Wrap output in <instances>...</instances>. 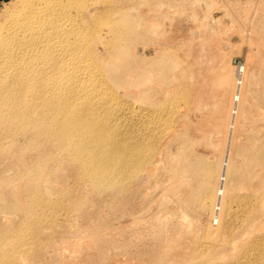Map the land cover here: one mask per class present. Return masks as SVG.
Returning <instances> with one entry per match:
<instances>
[{"label": "rangeland", "instance_id": "obj_1", "mask_svg": "<svg viewBox=\"0 0 264 264\" xmlns=\"http://www.w3.org/2000/svg\"><path fill=\"white\" fill-rule=\"evenodd\" d=\"M29 1L0 0V32ZM58 1L66 52L0 47V264H264V0ZM53 92L149 164L100 195L9 116Z\"/></svg>", "mask_w": 264, "mask_h": 264}, {"label": "bare ground", "instance_id": "obj_2", "mask_svg": "<svg viewBox=\"0 0 264 264\" xmlns=\"http://www.w3.org/2000/svg\"><path fill=\"white\" fill-rule=\"evenodd\" d=\"M58 4V0H30L9 20L0 32V47L5 58L17 56L18 61L36 64L40 56H51L54 61L53 56L67 51L64 42H67L71 35L62 25L63 19L60 18ZM60 29H63L64 33ZM108 38L111 42L119 39V36L115 31L110 33ZM107 55L112 54L107 52ZM57 63L55 62L54 66ZM94 69L92 66L93 71ZM61 93L53 92L48 102L41 100L42 107L35 112L32 108L39 106H35L33 100L29 101V97L25 95L22 99L28 100L22 104L30 105L11 110L9 116L21 128L33 131L39 139L57 149L67 151L79 169L91 179L100 195L111 188L113 179H122L130 169H142L149 164L151 154H141L136 147L130 150L124 147L113 138V131L107 122L100 118L98 112L88 104L81 103L79 97L73 96L72 93L65 94L66 96ZM119 193L115 189L114 194ZM232 202L235 203L236 198L229 199L228 209ZM255 202L256 207L252 210L255 214L249 216L250 220H256V214L264 207V195L256 197Z\"/></svg>", "mask_w": 264, "mask_h": 264}]
</instances>
